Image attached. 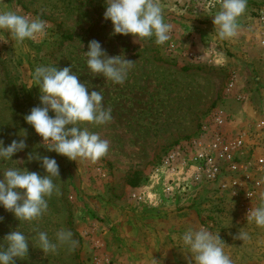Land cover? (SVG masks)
Segmentation results:
<instances>
[{"label": "rangeland", "instance_id": "rangeland-1", "mask_svg": "<svg viewBox=\"0 0 264 264\" xmlns=\"http://www.w3.org/2000/svg\"><path fill=\"white\" fill-rule=\"evenodd\" d=\"M159 2L173 26L164 45L113 34L111 21L103 15L105 0H0V11L39 16L48 25L47 38L23 43L0 30V140L5 147L12 140L27 144L12 161L0 162V169L17 166L46 175L40 161L28 160L29 153L54 158L59 165L54 182L60 194L48 199V211L39 221H19L0 206V243L17 230L30 240L27 256L14 258L15 264H190L191 257L172 236L200 226L219 233L233 264H264V227L248 223L246 210L214 187L187 189L174 202L162 199V207L153 195L168 155L201 138L216 108L226 110L232 130L264 120L261 83L250 96L236 89L227 94L233 73L246 88L264 74V63L257 62L264 57L257 20L264 0H248L240 31L230 40L219 39L215 32L212 16L218 3ZM91 40L99 41L109 56L123 54L135 62L122 85L89 72L83 52ZM240 44L249 46L242 51L244 60L238 56ZM222 56L231 61L222 65ZM42 65L71 67L90 85L89 91L103 90L113 119L103 126L86 125L109 142L107 155L97 162L48 151L47 142L26 123L24 117L40 106L32 74ZM237 94L245 100L237 102ZM252 106L253 113L247 110ZM255 140L264 144V134ZM260 178L263 186L252 208L264 198V174ZM62 228L79 242L74 250L61 246L55 254H44L32 240L41 231L54 240ZM240 229L249 233V240L233 238Z\"/></svg>", "mask_w": 264, "mask_h": 264}, {"label": "clouds", "instance_id": "clouds-1", "mask_svg": "<svg viewBox=\"0 0 264 264\" xmlns=\"http://www.w3.org/2000/svg\"><path fill=\"white\" fill-rule=\"evenodd\" d=\"M105 3L104 19L111 21L113 34L132 35L138 40L154 39L156 45H164L171 39L173 26L166 22L159 0H105ZM247 7L248 0H220L219 8L212 16L219 39L237 37L241 27L239 21L246 14ZM47 27V22L39 16L0 11V30L7 31L17 43L47 38ZM83 56L93 76H103L116 85L126 81L135 65L123 54L109 56L97 40L89 41L88 51L83 52ZM32 75L40 89V106L33 107L24 119L43 142H47L46 149L74 161L82 159L95 163L106 156L109 142L86 126H103L113 119L111 108L103 103V90L89 91L90 85L82 83L71 67L58 69L42 65L36 67ZM50 112L54 115L50 116ZM24 135L23 132L21 136ZM26 147L24 139L12 140L6 147L0 140V162L12 161L13 155ZM33 159L40 161L46 175L17 166L0 169V206L12 212L19 221H39L48 211V199L53 194H60L54 182L59 177L57 161L29 153L28 160ZM247 222L264 227V198L257 207L248 210ZM233 238L245 242L250 235L240 229ZM172 239L191 257L190 264H233L219 233H213L204 226L189 228L182 234L173 235ZM32 240L44 254H55L61 246L74 250L79 243L70 230L63 228L55 233L54 240L43 231ZM29 242L22 231L7 234L0 243V264H15L14 258H25Z\"/></svg>", "mask_w": 264, "mask_h": 264}, {"label": "built area", "instance_id": "built-area-1", "mask_svg": "<svg viewBox=\"0 0 264 264\" xmlns=\"http://www.w3.org/2000/svg\"><path fill=\"white\" fill-rule=\"evenodd\" d=\"M184 1L206 2L208 5L220 3V0ZM257 20L261 27L259 43L264 47V10ZM236 85L237 75L233 73L227 94H231ZM245 98L237 94L235 100L243 102ZM236 129H230L226 110L223 107L216 108L211 122L203 128V136L173 149L162 171L157 174L156 181L160 180V172L173 177L168 189L171 197L177 191L182 194L195 187H214L248 212L263 186L260 176L264 174V144L260 145L255 139L264 134V121L260 120L248 128Z\"/></svg>", "mask_w": 264, "mask_h": 264}, {"label": "crops", "instance_id": "crops-1", "mask_svg": "<svg viewBox=\"0 0 264 264\" xmlns=\"http://www.w3.org/2000/svg\"><path fill=\"white\" fill-rule=\"evenodd\" d=\"M238 47H239V57L240 58H242L243 60H244V58H243V56H242V54H243V52L242 51H246V49H248V45L246 44V45H242V44H240V45H238ZM251 47L249 48V51L251 52ZM225 53V52H224ZM245 56V55H244ZM247 56H245V58H246ZM227 58V56H222V57H220V59H219V63H221L222 65L223 64H227V63H229L231 60H228V59H226ZM238 58V57H237ZM262 58H264V57H259L258 59H260L259 61H257V62H259V63H264V60H261ZM218 59V58H217ZM233 60H236L235 58L233 59ZM240 63V62H239ZM263 75V76H262ZM262 75L260 74V76L259 77H257L256 79H255V81H257V83L255 84V83H248L249 85V87H251V88H246L245 86H244V84H246V82L244 83V82H242V80L240 79V77H239V74L237 75V77H238V82H237V84L238 85H236V91L238 90V91H242V92H244V94H245V96H247V95H252V90L253 89H255L256 90V88L257 87H260V84L259 83H261L262 85L261 86H264V74L262 73ZM243 83V84H242ZM263 91H264V89H262ZM262 91V92H263ZM255 92V91H254ZM253 106L252 107H248V109L247 110H249V112L251 111L252 113L254 112L253 111ZM264 112V111H263ZM247 118H248V116H247ZM244 119H246V118H244ZM260 120H262V119H258V120H256V122H259ZM264 121V120H263ZM255 122V123H256ZM164 177H162L161 175H160V180H159V182H158V184L154 187V197H156V204L159 206V207H162L163 206V204L166 202V201H162V199H167V200H171V202H174L175 200H177L180 196H181V194H179V192L177 191V192H175V195H174V197H171V195H170V193L168 192V189L170 188L169 187V185H170V181L172 180V176H170V174L168 175V174H165V175H163ZM155 183V182H154ZM158 186V187H157ZM175 188H176V184H174L173 185ZM159 190H160V192H159ZM159 193V194H158ZM160 193H162V194H160ZM154 199V198H153ZM154 201V200H153Z\"/></svg>", "mask_w": 264, "mask_h": 264}, {"label": "trees", "instance_id": "trees-1", "mask_svg": "<svg viewBox=\"0 0 264 264\" xmlns=\"http://www.w3.org/2000/svg\"><path fill=\"white\" fill-rule=\"evenodd\" d=\"M138 184V181H136L133 185L136 186Z\"/></svg>", "mask_w": 264, "mask_h": 264}]
</instances>
